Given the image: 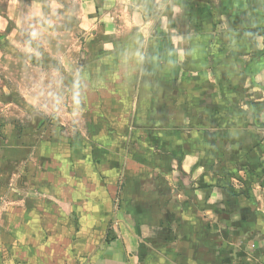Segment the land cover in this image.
Returning a JSON list of instances; mask_svg holds the SVG:
<instances>
[{
  "label": "crops",
  "instance_id": "0c3cea01",
  "mask_svg": "<svg viewBox=\"0 0 264 264\" xmlns=\"http://www.w3.org/2000/svg\"><path fill=\"white\" fill-rule=\"evenodd\" d=\"M68 2L0 15V264H264V0Z\"/></svg>",
  "mask_w": 264,
  "mask_h": 264
},
{
  "label": "rangeland",
  "instance_id": "374dc122",
  "mask_svg": "<svg viewBox=\"0 0 264 264\" xmlns=\"http://www.w3.org/2000/svg\"><path fill=\"white\" fill-rule=\"evenodd\" d=\"M68 1L69 0H63L64 8L61 9L59 8V4L53 3L54 2L53 0H0V15L6 14V15L12 16L13 19L17 21V24L15 25H19V23H22L21 25L23 26V31L32 32L31 34L34 35V37L36 38L37 33H40L41 24H45L44 26H50V28H52L53 26L62 28L63 30H66V31H68L69 28L73 26V19L71 18L72 14L68 7L69 5ZM26 12L28 15L23 18V14ZM46 15H51V16L54 15L55 22L53 23L47 22V20L45 19ZM66 35H67L66 37L62 38V39L65 38L64 40L67 42V49L63 51V55L69 51L68 43L70 41V36L68 33ZM78 41L80 42L79 37H78ZM14 42L18 45H20V43L23 42V44L26 47L32 46L31 40L30 42L26 41L27 43L23 41L22 39L15 40ZM2 44L3 42L0 41V48H2ZM79 51L80 52L78 55V62L80 64V62L84 60L81 55L82 50H79ZM24 53H26V51L23 52V54ZM68 53L65 56H67ZM16 54L17 55H14L13 53L12 54L9 53L7 54V56L4 54L2 57H0V76L2 74L4 79L5 77H9L10 79H13L15 75L17 76L18 82L14 80L15 81L14 84H17L16 85L17 90L15 91L16 96L13 98V100H14V105L20 106L22 102V97L19 96V94L21 93L20 91L21 80L20 79L23 73L30 75V77H34L35 75H37V72L31 69L32 67L30 69H27L28 67H24L22 65V61H19V57L18 58L16 57V56L23 55L20 49L19 51H17ZM70 69L71 68L69 66H63V73L65 76L66 74L70 72ZM33 84H35V82H33ZM47 100L50 102L49 105H51L54 102L53 98H47ZM1 102H5V101L1 100ZM66 103L68 104V99L62 102L63 105L67 106ZM28 116L29 115H24V114H21L20 112H17V110H15V112L13 113V119L18 122L22 121L23 119L25 120V118L29 121ZM43 116L47 118V121H49L50 119L51 121H53V118H52L53 115L45 114ZM58 116L61 117L60 122L62 123V131H61L62 135H64V137H69V134H70L69 129H68L69 120L65 118V115L61 114ZM3 117L5 118V116ZM2 129H3L2 134L5 136L4 125L2 126ZM49 129L51 130V128ZM45 130H48V128H46ZM72 132L73 131H71V133ZM49 133L51 134V131H49Z\"/></svg>",
  "mask_w": 264,
  "mask_h": 264
}]
</instances>
